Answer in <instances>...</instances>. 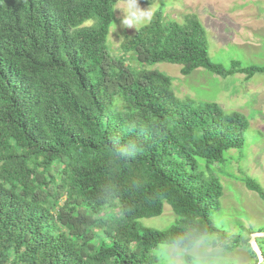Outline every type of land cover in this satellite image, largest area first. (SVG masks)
<instances>
[{"label": "trees", "instance_id": "trees-1", "mask_svg": "<svg viewBox=\"0 0 264 264\" xmlns=\"http://www.w3.org/2000/svg\"><path fill=\"white\" fill-rule=\"evenodd\" d=\"M117 3L0 0V264H157L150 250L193 229L249 242L217 228L223 186L198 169L243 148L248 118L178 98L170 76L125 56L181 65L183 76L203 68L249 80L264 65L214 64L199 18L166 22L163 6L113 58ZM244 184L264 200L260 184ZM164 203L177 223L143 227Z\"/></svg>", "mask_w": 264, "mask_h": 264}, {"label": "rangeland", "instance_id": "rangeland-1", "mask_svg": "<svg viewBox=\"0 0 264 264\" xmlns=\"http://www.w3.org/2000/svg\"><path fill=\"white\" fill-rule=\"evenodd\" d=\"M160 6H163L166 22L184 23L187 15L199 18L206 32L208 55L214 64L227 68L232 61L241 62L243 67L264 65V0H158L150 5L152 13ZM116 7L117 4L114 8L117 30L113 22L108 37L113 58L122 56L120 43L123 37L134 34L149 21L137 26V30L124 29L120 27L121 12ZM125 63L135 69H155L170 76L172 89L182 100L215 102L227 112L239 111L248 118L250 127L244 135L243 148L227 151L223 163L207 165L199 160L198 169L205 176L217 177L223 186L221 207L212 216L217 228L231 236L249 240L246 244L222 241L224 252L220 264H264V256L259 261L250 244L253 234L264 233V200L244 184L246 178H251L264 191V74H256L249 80L240 74L223 78L199 68L183 76L181 65L158 63L151 67L140 66L132 54L125 56ZM117 105L122 108V102ZM115 212L117 209L110 207L106 213ZM178 220L179 216L164 203L160 216L139 222L143 227L164 231ZM212 236L219 240L217 235ZM260 241L264 252V236L256 238V242ZM156 248L150 250L149 255L158 264L154 254Z\"/></svg>", "mask_w": 264, "mask_h": 264}, {"label": "clouds", "instance_id": "clouds-1", "mask_svg": "<svg viewBox=\"0 0 264 264\" xmlns=\"http://www.w3.org/2000/svg\"><path fill=\"white\" fill-rule=\"evenodd\" d=\"M120 27L135 28L146 23L152 16L151 7L142 8L140 0H118ZM115 23V22H114ZM116 30H117V24ZM128 149L135 150V144ZM125 150H122V152ZM224 245L207 231L190 230L159 243L154 250L158 264H220Z\"/></svg>", "mask_w": 264, "mask_h": 264}, {"label": "water", "instance_id": "water-1", "mask_svg": "<svg viewBox=\"0 0 264 264\" xmlns=\"http://www.w3.org/2000/svg\"><path fill=\"white\" fill-rule=\"evenodd\" d=\"M260 236H264V233L253 234L252 238L250 240L251 247H252L253 251L255 252V254L257 255V257L259 258V261L262 260L263 255H262V252H261V250H260V248L256 242V238L260 237Z\"/></svg>", "mask_w": 264, "mask_h": 264}]
</instances>
